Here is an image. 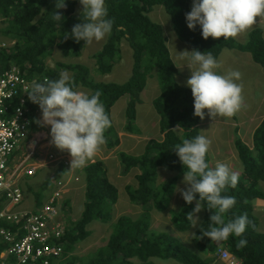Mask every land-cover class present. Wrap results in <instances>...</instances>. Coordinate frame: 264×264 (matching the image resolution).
I'll return each mask as SVG.
<instances>
[{
    "label": "trees",
    "instance_id": "trees-1",
    "mask_svg": "<svg viewBox=\"0 0 264 264\" xmlns=\"http://www.w3.org/2000/svg\"><path fill=\"white\" fill-rule=\"evenodd\" d=\"M96 1L104 5L99 17L107 32L105 44L92 56L96 70L100 74H110L122 60L121 44L125 42L132 52V67L124 83L94 81L89 69L81 64L56 62L53 67L46 65L45 60L54 49L64 57L78 58L82 54L92 19L87 9L76 13L78 0H0V23L3 25L0 34L16 41L11 53L0 50V73L13 62L28 81H34L27 94L31 132L44 129L35 118L38 104H58L67 123L57 139L62 143L69 137L77 123L71 107L72 98L82 88L86 93L81 109L82 126L85 128L96 122L100 130L97 138L104 139L110 150L119 144L111 119L113 105L123 96L128 98L123 130L137 134L136 107L142 104L141 93L149 77L156 78L158 83L159 93L152 106L159 116L163 138L149 140L139 155L118 154L123 175L131 169L139 171L135 177L136 186L126 185L125 193L130 203L142 208L141 214L134 219L121 215L111 223L118 190L109 181L103 161L85 165L80 172L84 183L80 217L74 221L70 219L69 199L61 204L67 227L62 242L64 252L58 264H155L152 259L174 260L180 264H214L218 248L227 249L241 264H264V234L258 230L259 221L253 207L254 200H264L259 188L264 181V118L252 133V147L237 136L238 129H235L234 146L243 165L242 178L214 173L198 129L203 112L213 106L200 91L175 83L179 72L171 59L167 38L162 26L153 22L149 14L155 7L163 9L175 35L191 44L193 59L198 55L217 59L223 49H236L249 53L252 60L264 68L263 32L251 30L243 43L231 36L211 39L204 28L207 9L222 0ZM194 2L200 6L196 20L190 18V6ZM247 10L264 12V0L238 5L233 17L218 14L215 17L235 24ZM62 70L71 73L63 83ZM159 168L174 171L177 176L157 184ZM68 171L66 166L59 164L53 177L58 179ZM179 176L189 177L191 187L183 205L170 211V220L177 231L188 232L194 223L196 204L202 209V220L192 235L197 253L150 226L149 212L166 210ZM53 187L49 179L37 188L30 180L21 183L22 190L32 194L35 208L43 205ZM94 221L111 224L108 239L89 257H77L73 254L75 247L90 236L88 227ZM0 226L13 229L2 221ZM7 248L8 244L0 241V253Z\"/></svg>",
    "mask_w": 264,
    "mask_h": 264
},
{
    "label": "rangeland",
    "instance_id": "rangeland-1",
    "mask_svg": "<svg viewBox=\"0 0 264 264\" xmlns=\"http://www.w3.org/2000/svg\"><path fill=\"white\" fill-rule=\"evenodd\" d=\"M250 0H239L235 3L231 0H222L217 5L207 9V15L214 13L223 16L233 17L236 14L238 5L244 6ZM102 3L96 0H79L76 5V13L87 9L91 15L92 25L87 34L86 43L83 46L82 54L78 58L64 57L54 49L50 57H47L45 63L48 67H53L56 62L66 64H81L86 66L94 81L124 83L130 76L132 67V52L127 43L121 44L122 60L118 62L110 74H100L96 70L95 61L92 56L97 53L105 44L107 32L100 20ZM200 6L194 2L190 6V18L196 20L199 17ZM150 19L162 26L165 37L167 38V47L178 67L179 74L175 77V83L178 86L200 91L205 99L212 104V108L206 109L200 120L198 127L201 145L209 157V166L211 170L219 175L228 178L241 179L243 176V165L238 159L234 146L235 129L237 136L247 145L252 144V133L264 118V68L256 64L249 53L240 52L236 49H223L216 62L208 56H200L192 61V48L175 35L169 16L160 7L153 8L149 14ZM2 23H0L1 28ZM206 32L211 39L231 36L238 43H243L248 37V33L254 29H261L264 38V12L258 10L246 11L240 21L234 25L219 21L215 17L206 20ZM194 53V52H193ZM61 82H65L69 71H61ZM159 93L156 78H151L146 82V86L141 93L142 104L137 105L136 126L139 132L129 134L123 130L125 124V108L128 98L123 96L113 105L111 110V119L113 127L118 134V146L107 149L104 139L96 138L100 130L96 122H92L87 127L82 126L80 111L83 106L85 90L80 88L72 98V109L78 118V123L73 130L71 140L64 144L59 143L57 136L61 129L57 128L54 134V143L57 145V151H50L54 158L65 156L68 173L63 180L68 194L64 196L70 201V219H78L83 210L84 204V183L80 176L82 168L97 160L105 164L106 174L109 181L114 184L118 190V200L112 206V222L121 215L134 219L142 212L139 205L129 202L125 193V186H136V175L138 169H131L129 173L123 175L122 167L118 158L119 152H125L130 155H139L143 152L146 143L151 140H161L163 134L159 130V116L152 107V101ZM226 113H223V112ZM225 114L226 116H224ZM246 114L250 116L247 119ZM223 116V117H222ZM221 118V119H219ZM67 121L65 119V125ZM60 124V123H59ZM72 147L66 148L74 143ZM54 149V148H53ZM80 151V156H78ZM39 149L36 155L31 159L32 163L37 164L39 159L51 161L48 155L39 156ZM38 159V160H37ZM39 167L36 174L28 179L33 187L44 183L55 174L56 169H42ZM42 169V170H40ZM177 176L174 171L164 168L157 170L156 181L161 184L170 178ZM191 180L187 176H179L175 184L173 194L169 198L167 208L164 211L152 209L150 213V226L156 232H165L171 237L178 239L189 250L196 252L192 241L194 229L202 220L203 211L196 205L194 223L188 232L177 231L170 220V211L176 210L183 205V199L190 191ZM260 191L264 194V181L259 184ZM24 201L18 207L20 209H31L34 207V199L31 193L24 190ZM258 199L253 201L256 202ZM264 200L254 207V213L259 221V229L264 234ZM258 203V201H257ZM110 223L103 224L92 222L88 229L90 236L83 242L76 245L73 252L77 257H89L101 245H104L110 234ZM155 264H180L174 260L152 259ZM214 264H223L216 259Z\"/></svg>",
    "mask_w": 264,
    "mask_h": 264
},
{
    "label": "built area",
    "instance_id": "built-area-1",
    "mask_svg": "<svg viewBox=\"0 0 264 264\" xmlns=\"http://www.w3.org/2000/svg\"><path fill=\"white\" fill-rule=\"evenodd\" d=\"M14 44L0 41V50H10ZM31 87L14 64L0 73V221L13 227L0 226V241L8 244L0 253V264H58L63 254V181L54 182L53 191L39 208H18L24 201L22 181L32 178L39 168L31 162L40 143L36 136L29 137L27 94ZM23 149L20 157L13 156ZM216 259L223 264H241L225 248H218Z\"/></svg>",
    "mask_w": 264,
    "mask_h": 264
},
{
    "label": "crops",
    "instance_id": "crops-1",
    "mask_svg": "<svg viewBox=\"0 0 264 264\" xmlns=\"http://www.w3.org/2000/svg\"><path fill=\"white\" fill-rule=\"evenodd\" d=\"M200 56H203V55H199V56L195 57L194 59H192V61L193 60H197ZM219 56H218V58H219ZM218 58L213 60V61L216 62L218 60ZM61 76H62V73H61ZM69 77H70V75H69ZM71 107H72V105H71ZM73 112H74V110H73ZM74 114H75V112H74ZM80 114H81V111H80ZM223 115L226 116L225 114H223ZM75 116H76V114H75ZM246 117H247V119L250 118V116L247 115V114H246ZM35 118H36V121L44 127L43 130H40V131H37V132L33 133V134L36 133L37 134L36 139L40 143L42 142L41 145H40V148H39V151H40L39 156H42V155L45 156L46 154H51L50 151H57L58 147L54 143V140L56 138V137H54V134L56 133L57 128L58 129H61V128L63 129L64 126H65V118H64V116H63V114L61 112L60 106L58 104L39 103L38 106H37V111H36ZM81 119H82V117H81ZM219 119H221V118H219ZM76 120H77V123H78V121H79L78 118ZM91 124H89V125H91ZM75 126H74L73 130L75 129ZM199 126H200V124H198V127ZM72 133H73V131L71 132L69 137L64 138L63 144L67 140H71ZM32 137H34V135H32ZM96 138H97V136H96ZM60 144H62V143H60ZM74 144H75V142L72 143V144H69L66 148H70ZM249 147H252V144L249 145ZM78 153H80V151H78ZM80 155L81 154H78V156H76V158L79 157ZM13 156L16 157V158L20 157L21 156V151L18 150L16 152V154H14ZM67 157H68L67 155H65V156H62V155L57 156L55 159L52 160L53 163L51 165H48L49 163H51V161H48V160H45V159H39V161H38V163L36 165L38 167H40V168L43 167L42 169H49L50 170V168L57 166L63 160H65V158H67ZM56 168H58V167H56ZM42 169H40V170H42ZM25 181H29V180L26 179ZM65 193L68 194V190H65L64 195H65ZM23 194H24V191H23ZM1 200L2 199H0V203L2 205V201ZM257 201H258V203H257ZM257 201L254 202V204H253L254 207H256L257 204L262 203V200H260V199H258ZM263 207L264 206H262V209H263ZM259 232H260V230H259Z\"/></svg>",
    "mask_w": 264,
    "mask_h": 264
},
{
    "label": "clouds",
    "instance_id": "clouds-1",
    "mask_svg": "<svg viewBox=\"0 0 264 264\" xmlns=\"http://www.w3.org/2000/svg\"><path fill=\"white\" fill-rule=\"evenodd\" d=\"M79 1V0H78ZM77 5V4H76ZM247 11H250V10H247ZM252 11V10H251ZM254 11V10H253ZM259 11V10H258ZM81 12V11H80ZM244 12H246V11H244ZM243 12V13H244ZM260 12H262V11H260ZM242 13V14H243ZM78 14V13H77ZM241 14V15H242ZM217 14L216 13H214V14H212V15H208L207 16V18H206V20H209V19H211L212 17H215ZM91 16V15H90ZM216 18V17H215ZM217 19V18H216ZM206 20H205V24H204V28H205V25H206ZM220 21V20H219ZM231 25H234V24H231ZM206 30V29H205ZM250 32V31H249ZM0 41H14L15 43H16V41L15 40H11V39H8V38H5V37H3L1 34H0ZM182 43H185V44H188L191 48H192V46H191V44L190 43H188V42H184V41H182ZM15 45V44H14ZM14 45L12 46V48L10 49V50H6L8 53H11V51L14 49ZM2 50H5V49H2ZM194 52V50H193V48H192V54H194L193 53ZM170 56H171V59H172V61H173V63L175 64V66H176V63L174 62V59L172 58V55H171V53H170ZM199 56V55H198ZM16 65L15 63H11L10 64V66L11 65ZM9 66V67H10ZM18 68H19V66L18 65H16ZM8 67V68H9ZM176 68H177V66H176ZM20 69V68H19ZM178 69V68H177ZM4 71V70H3ZM2 71V72H3ZM178 72H179V70H178ZM24 78L28 81V79L24 76ZM30 82V81H29ZM31 83H32V85H33V83H34V81H31ZM63 83V82H62ZM158 95V94H157ZM142 99V98H141ZM153 107V106H152ZM154 109V108H153ZM36 111H37V109H36ZM155 111V110H154ZM223 113H226L225 111L223 112ZM35 115H36V113H35ZM29 119H30V127H29V137H32V135H34V136H37V134L35 133V134H33L34 132H31V112H30V110H29ZM28 137V138H29ZM42 143V142H41ZM41 143H39V148H40V145H41ZM24 146H26V144H23V148H24ZM22 151H24V149L23 150H21V153H22ZM49 155H52V154H49ZM48 155V156H49ZM53 157H54V155H52ZM53 159H55V158H53ZM66 161L67 160H63L60 164H62V165H64V166H66L67 167V165H66ZM59 165V164H58ZM58 165L57 166H55V169L57 170V168L56 167H58ZM65 176V174L62 176V177H60V178H58V179H55L53 176L50 178L51 179V183L53 184V186H54V182H56V181H58V180H61V181H63V180H65L66 178L64 177ZM63 183H64V181H63ZM65 184V183H64ZM54 188V187H53ZM65 190H67V188L65 187V189H64V191ZM53 191V190H52ZM187 194V193H186ZM50 195V194H49ZM65 195H66V193H65ZM64 194H63V197H62V199H61V204L63 203V201L64 200H66V199H68V198H65L64 199V196H65ZM32 205H34V204H32ZM197 205V204H196ZM69 206H70V201H69ZM33 208H35V206L33 207ZM39 208V207H38ZM32 209V208H31ZM62 215V214H61ZM62 218H63V220H64V222H65V225H66V227H67V223H66V221H65V218H64V216L62 215ZM116 219H117V217H116ZM115 219V220H116ZM114 222V221H113ZM100 223V222H99ZM111 223H112V221H111ZM90 226V225H89ZM66 227H65V230H66ZM63 252H64V250H63ZM62 256H63V254H62ZM62 256H61V258H60V260L62 259ZM59 260V261H60ZM222 263V262H221Z\"/></svg>",
    "mask_w": 264,
    "mask_h": 264
}]
</instances>
